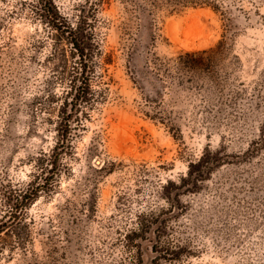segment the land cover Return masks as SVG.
<instances>
[{"label":"rangeland","instance_id":"obj_1","mask_svg":"<svg viewBox=\"0 0 264 264\" xmlns=\"http://www.w3.org/2000/svg\"><path fill=\"white\" fill-rule=\"evenodd\" d=\"M180 1L53 0L95 44V101L70 128L72 45L42 0H0V264L264 261V0ZM221 39L204 90L158 70ZM204 154L206 179L183 183Z\"/></svg>","mask_w":264,"mask_h":264},{"label":"trees","instance_id":"obj_2","mask_svg":"<svg viewBox=\"0 0 264 264\" xmlns=\"http://www.w3.org/2000/svg\"><path fill=\"white\" fill-rule=\"evenodd\" d=\"M42 13L38 14L44 18V23L47 24L52 30L56 31L60 36H64L65 39L72 45L74 54L77 57L78 66L74 65L73 79L71 82L70 91L67 95L73 94L71 92L75 91L72 101L65 100L59 112L60 126H71V120L76 114V118H80V115L77 116L78 112L82 110L83 107L88 105H93L95 92L92 90L91 78L94 70V46L93 35H87L84 33L83 29L80 26H74L70 23L59 11L53 0H42ZM262 1V0H261ZM180 3L191 4V5H207L211 6L215 10H220V7L213 5L209 0H182ZM225 41L221 39L216 47L201 50L198 52H186L180 54L179 56L171 59H167L158 70L164 71L167 74V77L170 78V82L175 85H180L182 87L204 90L205 86L210 80V71L216 65L215 57L218 53H221L225 47ZM79 64L81 67L79 68ZM202 80V83H200ZM81 82V84H79ZM190 84L187 86L186 84ZM163 87H165L163 85ZM162 93H157V99L151 100L155 105V108L158 110L161 106ZM73 104L72 112L68 113L69 105ZM159 113L150 114L147 113V116L151 119L159 120L164 123L172 122L168 118H163L158 116ZM80 126H83V123H80ZM175 129L174 127H172ZM179 130V128H177ZM70 139V133L65 134L64 137ZM53 153L50 154V159L53 157L58 158V146L54 148ZM47 155V154H45ZM56 158V159H57ZM211 170V159L206 155H202L201 159L198 162H191L189 165V171L186 177L183 179V183L193 182L198 184L200 181L206 179L207 175ZM37 197V190H29L22 198V201L17 206L22 211H17L18 215L22 217L24 215V209L27 205L30 204ZM166 219L163 218L160 220V217H156L153 221L150 222V225L158 222L160 228L166 225ZM150 225L139 229V232H134L138 236H146L148 230H150ZM161 230V229H160ZM0 232H2V227H0ZM159 240H161L159 236ZM156 249V246H155ZM137 264H141V259L137 261ZM153 264H162L160 260L155 258ZM170 264V263H165ZM248 264H264V261H259V263H248Z\"/></svg>","mask_w":264,"mask_h":264}]
</instances>
